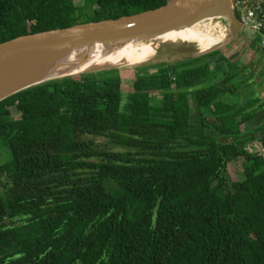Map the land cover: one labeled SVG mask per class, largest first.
I'll return each instance as SVG.
<instances>
[{
	"label": "trees",
	"instance_id": "trees-1",
	"mask_svg": "<svg viewBox=\"0 0 264 264\" xmlns=\"http://www.w3.org/2000/svg\"><path fill=\"white\" fill-rule=\"evenodd\" d=\"M82 1L0 0V44L175 0ZM256 78L220 50L140 68L129 93L113 70L2 101L0 264H264Z\"/></svg>",
	"mask_w": 264,
	"mask_h": 264
},
{
	"label": "water",
	"instance_id": "water-1",
	"mask_svg": "<svg viewBox=\"0 0 264 264\" xmlns=\"http://www.w3.org/2000/svg\"><path fill=\"white\" fill-rule=\"evenodd\" d=\"M215 19L228 21L229 37L184 60L188 61L220 51L235 43L245 32L233 0H175L161 8L119 19L20 36L0 44V103L53 81L120 71L127 67H97L77 74L80 67L94 60L96 50L113 52L129 44L153 42L168 33L191 29ZM153 60L142 64L143 67L173 66L184 62L156 65Z\"/></svg>",
	"mask_w": 264,
	"mask_h": 264
},
{
	"label": "rangeland",
	"instance_id": "rangeland-1",
	"mask_svg": "<svg viewBox=\"0 0 264 264\" xmlns=\"http://www.w3.org/2000/svg\"><path fill=\"white\" fill-rule=\"evenodd\" d=\"M264 4V0H258ZM78 6L83 5L82 0H76ZM201 30L204 32L216 34V36L222 37V41H225L229 33V24L225 19H215L211 21L203 22L199 25ZM209 31V32H208ZM259 35L254 34L251 31L244 32L240 38L233 44L223 47L221 51L232 61H239L241 65L246 66V73H250L256 76V82H261L264 79V49L257 45V39ZM156 59L153 61L154 64H174L180 61L193 58L194 55L199 54L200 47L196 43H187L183 45H167L160 47L157 51ZM144 68L143 65L134 67H124L120 70V74L123 80V90L125 93H129L132 90L133 82L137 75V70ZM256 87V86H255ZM254 87V88H255ZM261 99H264V92L261 95ZM14 118L18 119L19 115L13 111ZM253 147V146H252ZM250 148V152H261V145ZM8 156L3 153L0 157V161H6ZM243 163L244 160L240 159L230 165L229 173L230 177L237 181L243 178Z\"/></svg>",
	"mask_w": 264,
	"mask_h": 264
},
{
	"label": "bare ground",
	"instance_id": "bare-ground-1",
	"mask_svg": "<svg viewBox=\"0 0 264 264\" xmlns=\"http://www.w3.org/2000/svg\"><path fill=\"white\" fill-rule=\"evenodd\" d=\"M199 25L200 24L191 29L168 33L153 40V42L129 44L113 52L96 50L94 60L90 62L89 65L80 67L76 73L90 71L97 67H119L122 65L134 67L146 64L156 59L157 50L160 47L167 45L196 43L199 45L201 52L219 45L222 41V37L216 36L214 32L213 34L204 32V30L199 28Z\"/></svg>",
	"mask_w": 264,
	"mask_h": 264
},
{
	"label": "built area",
	"instance_id": "built-area-1",
	"mask_svg": "<svg viewBox=\"0 0 264 264\" xmlns=\"http://www.w3.org/2000/svg\"><path fill=\"white\" fill-rule=\"evenodd\" d=\"M244 31L259 35V47L264 49V6L258 0H233ZM264 156V148L261 146Z\"/></svg>",
	"mask_w": 264,
	"mask_h": 264
},
{
	"label": "crops",
	"instance_id": "crops-1",
	"mask_svg": "<svg viewBox=\"0 0 264 264\" xmlns=\"http://www.w3.org/2000/svg\"><path fill=\"white\" fill-rule=\"evenodd\" d=\"M259 39H260V37H258V39H257V45L259 46Z\"/></svg>",
	"mask_w": 264,
	"mask_h": 264
}]
</instances>
